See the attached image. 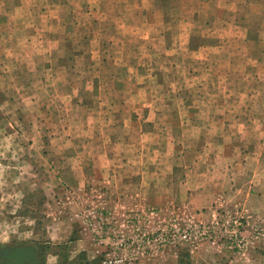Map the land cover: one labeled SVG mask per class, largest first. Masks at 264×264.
I'll return each instance as SVG.
<instances>
[{
  "label": "rangeland",
  "instance_id": "1",
  "mask_svg": "<svg viewBox=\"0 0 264 264\" xmlns=\"http://www.w3.org/2000/svg\"><path fill=\"white\" fill-rule=\"evenodd\" d=\"M150 1L158 11L141 14ZM153 1L0 0V246L33 244L44 264H69L76 231L94 249L79 257L86 264H264V207L252 216L241 202L256 184L244 186L240 156L219 194H195L189 171L212 163V138L226 132L244 139V157L247 142L264 152V0ZM86 147L108 152V179L88 186L72 167ZM73 180L86 199L69 197ZM210 197L220 198L213 215L194 201ZM86 204L97 213L90 228L77 216ZM174 210L208 222L241 216L247 250L121 249ZM151 211L159 216L145 219Z\"/></svg>",
  "mask_w": 264,
  "mask_h": 264
},
{
  "label": "crops",
  "instance_id": "2",
  "mask_svg": "<svg viewBox=\"0 0 264 264\" xmlns=\"http://www.w3.org/2000/svg\"><path fill=\"white\" fill-rule=\"evenodd\" d=\"M153 2H157V0H154ZM151 4L147 5L146 7H143V10H141V14H150L152 13V10L158 8V6L156 7L155 5H152V1H150ZM141 8V7H140ZM158 11V10H157ZM9 14V13H8ZM6 16H4L5 20H8V15L7 13H5ZM200 47V45L198 46ZM198 47L194 48L197 49ZM185 106L186 103H183L182 106ZM189 106V104H188ZM132 119H136V117H132ZM168 123H173L172 119L168 121ZM176 124L179 125V121H176ZM222 137H216V138H212V141L214 144H216V146L213 149H210V152L213 155L212 158V163L208 164V165H198V168L196 167V165H192L190 166V170L191 172L195 173L191 175V182L194 181V185L192 186V189H194V193L195 194H199L200 195H205V196H210L209 192L210 189H208L209 186H213L214 188V192L219 194V191L221 188L223 187H227L228 185H231V180L233 179L232 177H230L232 174H234V172L232 173H227L223 172L225 171V169H234L235 166H238V163L235 161H239L238 157L240 156V162H239V170H244L241 171V178L243 180V184L244 186L248 184V182H254L256 185L255 186H246L244 188V192L241 193L242 197L245 199L244 201H242L240 198L241 195H239V193L241 192V190H237L236 191V195H237V200H241V202L245 204H247L246 206H248L249 210L252 211V216L253 213L256 212V210H259V207H264L261 206L259 204H256L257 202L264 205V171L260 172L261 170H264V152L263 150L258 149V143L251 145L248 142L246 143V150H248L249 152L246 153V156L244 157V155H242L241 153V147L242 145H244L245 143H243L242 137H238L236 134L233 133H224L221 134ZM244 138V137H243ZM234 140V141H233ZM242 141V143L240 142ZM236 145H240V150L238 148H236ZM108 152H105V150L99 149V148H83L80 151V154H78L79 156H83L86 158V161L84 162L83 159L80 160V163H78L76 166H72L73 169L75 170V172L77 174H81L82 176V180H83V184H85L86 186H88V184H94L95 182L98 183L99 182V178H107L105 173H107V165H105V156L107 155ZM239 153V154H236ZM241 153V154H240ZM234 162V163H232ZM254 162V163H252ZM201 166H204V169L206 172L201 173L202 168ZM225 166V167H223ZM227 166H230L227 167ZM263 167V169H261L259 171L260 167ZM227 169V170H228ZM95 172V179L89 181L87 179L88 176H86L84 174V172ZM197 173V174H196ZM202 174V175H201ZM201 176H204L201 177ZM75 175H74V180H75ZM108 179V178H107ZM73 180L70 181V185L71 188H74L73 192L75 194H77L76 197H74L72 194H70V198L74 201H76L75 198H78L77 200L82 201V199H86V197H84L85 193H79L76 192L77 190H75V186H79L82 185L81 181L82 180H77L78 182H75ZM255 180V181H254ZM207 181V182H206ZM72 182V183H71ZM241 184V185H243ZM243 187V186H242ZM248 187V191L245 190ZM240 189V188H239ZM251 189H256L257 194H254L253 191H251ZM87 194V193H86ZM239 195V197H238ZM262 197V198H260ZM213 198V197H212ZM210 197V199L206 200V201H202L198 199H194L195 201V205L199 206L200 204H203V207H205V210L207 211H211L213 215L214 211L213 210L215 208V206H213V202L216 200H220V198H216V199H212ZM249 201V203H248ZM217 202V201H216ZM113 203H121V199L117 198L114 199ZM250 204V205H249ZM252 204L255 205V207H252ZM87 205V204H86ZM84 206V205H83ZM82 206V207H83ZM202 207V208H203ZM78 216V214H77ZM54 218V217H53ZM256 221V219H251L250 221ZM82 224V223H81ZM83 226V224L81 225ZM83 228V227H82ZM81 233V232H80ZM70 242H74V243H79L78 246H75L76 244H74V248L71 249L70 252V256H69V264H86L85 262H79V257L80 259L83 256H86L87 258L89 257V255L94 251V249L91 247L92 245H90L88 240H79L77 237V232L76 231H71L70 233ZM49 235L55 236L57 235L58 237H61L62 234L58 233V232H50ZM84 242H86L84 244ZM93 249V250H92ZM96 250V249H95ZM97 251V250H96ZM67 256V257H68ZM77 257V258H76ZM95 257V255H94ZM85 260V258H82ZM67 261L64 260V263ZM61 264V263H60Z\"/></svg>",
  "mask_w": 264,
  "mask_h": 264
},
{
  "label": "built area",
  "instance_id": "3",
  "mask_svg": "<svg viewBox=\"0 0 264 264\" xmlns=\"http://www.w3.org/2000/svg\"><path fill=\"white\" fill-rule=\"evenodd\" d=\"M97 213H95L93 207H89L88 205H84L79 213L78 217L81 219V222L86 228H90V226H94V219L97 218ZM142 214V213H141ZM141 214H131L132 216H128L131 220L136 219L139 221L141 218ZM145 215V219H150L151 216L157 218L159 213L151 211L150 213H143ZM173 217L170 222H167V219L158 218L161 220V227L158 229L151 231L148 228L136 227L135 233L131 235L132 237L125 238L122 240L121 249L129 250L136 252L138 254L140 251H165L166 249H171L176 247L183 242H202L209 241L218 246L226 247L229 250L234 252H244L248 248V239L244 233V223L242 221L241 216L237 215H229L226 214L225 218H213L212 221H204L199 219L193 213H185L174 210L172 213ZM100 218V219H99ZM105 219H109V217H103L102 214L98 215L99 222H103ZM115 219L114 214H112V218ZM96 231L98 235L100 232ZM259 235H261L258 230ZM129 241L127 245H129V249H127L126 242ZM137 257L130 258L127 263H120L115 261L105 262L104 264H140V261ZM142 264V263H141Z\"/></svg>",
  "mask_w": 264,
  "mask_h": 264
},
{
  "label": "flooded vegetation",
  "instance_id": "4",
  "mask_svg": "<svg viewBox=\"0 0 264 264\" xmlns=\"http://www.w3.org/2000/svg\"><path fill=\"white\" fill-rule=\"evenodd\" d=\"M0 264H44L36 245L10 243L0 246Z\"/></svg>",
  "mask_w": 264,
  "mask_h": 264
}]
</instances>
